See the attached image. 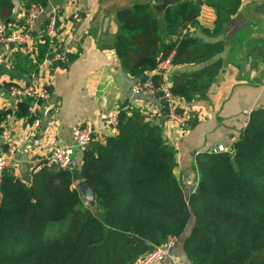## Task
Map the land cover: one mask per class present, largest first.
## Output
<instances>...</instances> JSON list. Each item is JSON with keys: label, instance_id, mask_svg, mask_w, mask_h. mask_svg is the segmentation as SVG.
Listing matches in <instances>:
<instances>
[{"label": "trees", "instance_id": "obj_1", "mask_svg": "<svg viewBox=\"0 0 264 264\" xmlns=\"http://www.w3.org/2000/svg\"><path fill=\"white\" fill-rule=\"evenodd\" d=\"M240 4L176 1L161 12L162 35L159 11L150 2L133 3L115 12L112 45L139 79L148 78L171 53L173 64L203 62L219 53L223 42L187 33L189 26H199L201 5L215 10L213 27L199 26L213 37ZM219 69L215 61L174 75L171 91L187 102L204 97ZM151 79L159 83V76ZM114 127L113 135L92 138L80 151L79 167L44 168L30 183L3 171L0 264H134L168 236L180 240L191 217V232L181 242L188 263L264 264V107L251 111L230 150L197 156V184L188 196L173 172L175 153L160 124L122 106ZM84 179L95 190L93 208L73 186Z\"/></svg>", "mask_w": 264, "mask_h": 264}, {"label": "crops", "instance_id": "obj_2", "mask_svg": "<svg viewBox=\"0 0 264 264\" xmlns=\"http://www.w3.org/2000/svg\"><path fill=\"white\" fill-rule=\"evenodd\" d=\"M46 1L47 10L57 12L54 35H48L47 20L41 15L26 27L23 45L0 47V152L8 145L14 146V158L6 171L21 179L29 174L32 159H42L57 145L73 144L72 130L79 124L90 121L95 130L93 138L99 141L113 135L115 127L111 121L124 106L139 110L151 124L162 126L163 137L175 153L173 172L188 196L197 184L194 169L197 156L212 153L213 148L230 149L251 111L264 107V44L260 40L252 42L260 37L264 40V23H261L264 0H241L237 13L224 21L222 31L213 37L204 35L200 27H213L215 10L201 5L196 17L200 27L189 26L187 33L206 42L222 41V50L203 62L173 64L170 60L165 68L156 67L149 72V76H159V82L171 89L172 76L220 62V69L204 97L187 102L174 94L177 110L190 117V125L185 129L168 118L165 104L159 98L131 92L138 78L128 73L113 48L117 31L114 14L134 2ZM172 1L150 2L159 11L162 35L165 28L161 12L180 0ZM29 3L30 0H0V19L10 28H18ZM238 14L243 15L246 23L233 30V19ZM251 20L259 22L249 24ZM53 51L67 54L68 63L38 65ZM10 84L34 86L38 92L44 88L48 95L16 100L8 93ZM5 130L10 133L7 142L2 138ZM80 164L81 152L76 151L73 167ZM173 258L186 260L181 243L167 258L152 264H171Z\"/></svg>", "mask_w": 264, "mask_h": 264}, {"label": "built area", "instance_id": "obj_3", "mask_svg": "<svg viewBox=\"0 0 264 264\" xmlns=\"http://www.w3.org/2000/svg\"><path fill=\"white\" fill-rule=\"evenodd\" d=\"M41 15L45 16L47 20V33L50 37L54 35L57 12L55 9L47 10L46 6L39 2H32L28 5L26 11L23 14L21 23L18 28H10L3 20L0 19V47L3 45H23L25 43V29L31 23L35 22ZM170 56L160 61L157 65V69L161 70L165 68V63L171 60ZM69 58L67 54L63 52L53 51L49 52L38 65H54L56 63L67 64ZM132 93H141L145 95H151L159 98L164 102L167 108L168 118L175 122L178 126L185 129L189 127L190 117L180 113L174 103V94L171 89L164 82L155 83L151 76L146 79H137L131 86ZM8 93L16 100L23 99H35L45 98L48 93L46 89H41L39 92L34 86L29 85H17L10 84L8 87ZM116 112L113 116L112 123H116ZM38 124V121L34 122ZM94 127L90 121H86L82 124L75 126L72 130L73 144L71 145H57L53 147L46 156L42 159H32L28 166L29 174L39 172L44 168L58 167L60 169H69L73 163L75 155V148H79L80 151L84 150L91 142L94 136ZM3 141L7 142L10 138L9 131L5 130L2 135ZM230 150V149H227ZM217 148L212 149V153L219 151ZM15 154V148L12 145H8L6 150L0 152V178L4 170L7 169L9 163L13 160ZM177 238L175 236H168L166 241L160 245L154 246L151 250L147 251L143 255L139 256L135 264H152L167 258L170 255L172 248L175 246ZM171 264H191L181 258L171 259Z\"/></svg>", "mask_w": 264, "mask_h": 264}, {"label": "water", "instance_id": "obj_4", "mask_svg": "<svg viewBox=\"0 0 264 264\" xmlns=\"http://www.w3.org/2000/svg\"><path fill=\"white\" fill-rule=\"evenodd\" d=\"M128 1H132L134 3L137 2H154L156 0H113V2L117 3V4H122V3H126ZM106 21H108V19L106 18ZM246 23L245 18L243 17L242 14H238L236 15V17L233 19V30H237L239 28H241L244 24ZM165 113L167 114V108H164ZM75 151H80L79 148H75ZM73 166V163L71 165V167ZM22 180L25 181L26 183H30L31 181V174H25L22 176ZM76 189L80 192L81 196L83 197V200L85 201V203L90 206V207H94L95 204V190L93 188V186L89 183L88 180L84 179L81 180L79 182L76 183L75 185ZM1 197V196H0Z\"/></svg>", "mask_w": 264, "mask_h": 264}, {"label": "rangeland", "instance_id": "obj_5", "mask_svg": "<svg viewBox=\"0 0 264 264\" xmlns=\"http://www.w3.org/2000/svg\"><path fill=\"white\" fill-rule=\"evenodd\" d=\"M251 22H253V23H258L259 20H254V21L251 20V21L249 22V24H250ZM261 23H264V22H261ZM251 25H252V24H251ZM246 29H249V27H247ZM256 40H260L261 45L264 44V40H263L262 37H260L259 39H253L252 42H256ZM89 207H90V206H89ZM192 226H193V218L191 217V218L189 219L188 223H187L186 226H185V229H184V231H183V234L181 235L180 240H177V241H176V244H175V246H174L173 248H176V246H177L179 243H181L182 240H183L187 235L190 234L191 229H192ZM173 248H172V249H173ZM171 251H172V250H171ZM138 258H139V257H138ZM134 264H135V263H134Z\"/></svg>", "mask_w": 264, "mask_h": 264}]
</instances>
